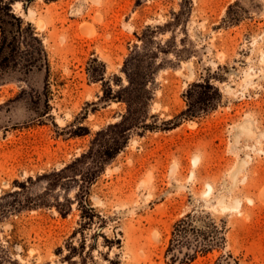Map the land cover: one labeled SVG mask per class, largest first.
I'll return each mask as SVG.
<instances>
[{"label":"rangeland","instance_id":"obj_1","mask_svg":"<svg viewBox=\"0 0 264 264\" xmlns=\"http://www.w3.org/2000/svg\"><path fill=\"white\" fill-rule=\"evenodd\" d=\"M10 1L0 264H264V0Z\"/></svg>","mask_w":264,"mask_h":264},{"label":"trees","instance_id":"obj_2","mask_svg":"<svg viewBox=\"0 0 264 264\" xmlns=\"http://www.w3.org/2000/svg\"><path fill=\"white\" fill-rule=\"evenodd\" d=\"M21 20L15 17L11 10L10 0H0V33L4 38L5 35H12V43L17 42V38L20 35ZM4 39L1 42V48H3ZM198 239L201 241L197 242ZM205 238H200V233L192 224V217L186 215L182 219L178 220L172 227L168 246L165 251V256L168 257L170 264H188L192 262L197 254H203L208 251V246L205 244ZM194 245L192 244L193 242ZM186 247L190 249L189 252H185L182 257H179L181 248Z\"/></svg>","mask_w":264,"mask_h":264},{"label":"bare ground","instance_id":"obj_3","mask_svg":"<svg viewBox=\"0 0 264 264\" xmlns=\"http://www.w3.org/2000/svg\"><path fill=\"white\" fill-rule=\"evenodd\" d=\"M18 5H16V7H17ZM37 27L38 28H41L42 26H41V24H37ZM40 30V29H39ZM90 35V34H89ZM176 73V72H175ZM250 78V77H249ZM227 90V89H226ZM155 105V104H154ZM157 105V104H156ZM155 105V106H156ZM154 106V107H155ZM192 123V122H191ZM238 129H239V131L241 132V133H243V134H245L246 136H250L251 134H252V130H251V128H250V125L249 124H246V123H243V124H240L239 125V127H238ZM194 161H195V159H194ZM194 163V162H193ZM210 190V189H209ZM264 196V195H263ZM245 200H247V199H245ZM251 200V199H250ZM219 204L223 207V208H226L227 206L222 202V200H220L219 201ZM234 206H236L237 205V202H234V204H233ZM222 210H224V209H222Z\"/></svg>","mask_w":264,"mask_h":264}]
</instances>
